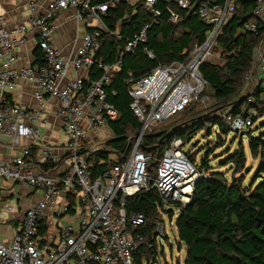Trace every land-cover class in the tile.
Segmentation results:
<instances>
[{"label":"built area","instance_id":"2783aa9c","mask_svg":"<svg viewBox=\"0 0 264 264\" xmlns=\"http://www.w3.org/2000/svg\"><path fill=\"white\" fill-rule=\"evenodd\" d=\"M25 3L23 17L0 14V234L5 236L6 228L11 235L9 241L0 239V264H169L164 252L159 253L162 241H169L164 213L176 227L197 181L211 179V172L183 152V139L173 138L160 157L146 153L144 141L165 122L209 101L200 68L208 57L222 52L219 39L234 18L236 0ZM120 3L145 19L118 48L114 61L106 63L102 36L121 41L122 21L112 31L105 18ZM256 3L244 25L254 34L260 25L264 28V0ZM193 12L209 28L205 43L187 52L185 61L159 63L138 78L129 73L130 108L141 130L122 160L94 178L92 156L115 138L111 125L119 113L108 101L107 87L122 70L125 55L141 50L156 61L148 46L150 30L164 20L178 26ZM69 22L76 24L73 38L59 48L57 33ZM30 41L34 61L23 53ZM244 84L252 92L261 86L264 95V34ZM25 86L34 106L15 98ZM249 101L254 102V96ZM256 115L252 109L247 116L226 112L222 118L231 131L243 134ZM42 128L47 130L44 137ZM110 158H117L115 152ZM151 161L158 163L154 174L148 170ZM150 190L161 200L154 226L144 213L128 211L130 199ZM140 228L150 229L151 241H146V231L135 232Z\"/></svg>","mask_w":264,"mask_h":264},{"label":"trees","instance_id":"16d2710c","mask_svg":"<svg viewBox=\"0 0 264 264\" xmlns=\"http://www.w3.org/2000/svg\"><path fill=\"white\" fill-rule=\"evenodd\" d=\"M96 1L108 3L112 0ZM256 4V0H236L234 18L219 39V47L226 53L225 63L219 65L206 62L200 68L207 83L205 95H208L209 89L212 94L208 90V96L216 100L212 113L228 105L232 116H247L253 109L257 113L253 118L254 123L256 117L264 116L262 88L259 86L253 92L246 89V97L241 94H244V77L253 67L254 52L264 34L261 25L258 27V34L244 30L245 23L252 18ZM109 16L105 21L112 31H116L117 22L122 21V40H116L114 36H102L101 56L106 63L114 61L118 48L140 29L141 21L145 19L140 12L134 16L132 9L124 3L112 8ZM208 31L209 28L195 12L178 26H171L164 20L149 32L148 46L155 53L156 61L150 60L141 50L125 55L122 70L112 77L107 87L108 101L119 113L118 120L111 125L115 138L106 143L104 151L92 156L90 162L94 178L108 171L116 160H122L129 150L132 138L141 130V125L130 108L132 98L129 85L126 84L129 73L138 78L159 63L170 65L185 61L187 52L195 45L205 43ZM36 57L40 58L38 51ZM94 75L92 79L96 77ZM250 96H254L252 103L249 101ZM197 106L175 116L185 113L190 115L177 124L167 128L162 127L163 125L157 127L154 134L144 141V151L160 157L173 138L183 139L187 143L197 130L204 127L210 134L213 125L218 126L219 138L231 133L230 126L222 117V120L215 117L208 125L202 124L207 116H200V112L195 110ZM248 147L253 157L261 158L257 176L250 185L245 186L243 178L230 181L223 173L211 171V179L198 183L192 202L182 207L176 220V230L179 249L183 245L186 248L184 264H264V136H252ZM112 152H115L116 159L110 158ZM210 155L211 152L208 151L202 159L204 170H210ZM190 158L195 161L194 156ZM245 163L246 152L243 147L230 154L226 161V165H234L235 173L243 170ZM157 166L156 161H151L148 170L154 174ZM160 205L161 200L155 190L144 191L129 200L128 211L144 213L150 220L149 225L154 226L160 219ZM149 230L140 228L135 232L144 234L146 231V241H151ZM178 264H181L180 260Z\"/></svg>","mask_w":264,"mask_h":264},{"label":"rangeland","instance_id":"374dc122","mask_svg":"<svg viewBox=\"0 0 264 264\" xmlns=\"http://www.w3.org/2000/svg\"><path fill=\"white\" fill-rule=\"evenodd\" d=\"M82 32V31H81ZM59 34V33H57ZM225 52H221L218 55L210 56L207 59V62L212 64H219L222 65L225 63ZM247 89L246 84H244L243 91L244 94H241L246 97L245 90ZM209 90V89H208ZM207 90V94L210 95L212 92ZM242 92V91H241ZM211 97V96H210ZM236 101V100H235ZM231 101V103L235 102ZM216 103L215 98H210V100L205 104L198 105L195 110L196 112H200V116L203 114L204 116H207L206 119H203L202 124L208 125L210 123V120L214 119L215 117H219V119L223 116L224 113L229 112V105L227 107H224L223 109H219L216 112L212 113L214 108H212ZM202 115V116H203ZM189 114H182L181 116L174 117L171 120L165 122L162 127L167 128L172 125H175L178 123V121H182L186 118H188ZM216 119V118H215ZM222 120V118H221ZM210 134L206 130V127L202 128L201 130H197L196 133L193 135V138L189 140L185 146L183 147V152L187 155H191L195 157V165L197 167H201L202 165V159L205 156L206 152H211V155L209 156V165H210V172H221L224 174L226 178H228L230 181H232L234 178H243L245 186L250 185L253 180L256 178L259 165L261 162V158L253 157L249 150V140L252 136L257 137L259 135L264 136V116L262 117H256L254 125L250 128L249 131L242 133H235L231 131V133L227 135H222V137L219 138V129L218 126H212L211 127ZM47 130L45 128L41 129V136L44 137ZM223 134V133H222ZM110 140H113L114 138H109ZM103 147H106V144H102ZM240 147H243L244 151L246 152V163L245 168L238 173H235L234 171V165L233 164H227L226 161L227 158L230 156V154H233L236 150H238ZM177 217H175L176 219ZM166 225V231L167 235L169 237V241H162V244L164 246V249L159 247V253L162 254L164 252V255L167 256L168 263L177 264V262L180 260L181 264H184L185 256H186V248L183 245L181 250L179 249V241L177 237V230L174 226V220L173 225L170 224L168 216L166 213H164L163 217ZM3 232L6 233L4 236L3 234H0V239L4 241H9L11 235L6 228H2ZM5 230V231H4ZM171 245V246H170Z\"/></svg>","mask_w":264,"mask_h":264},{"label":"crops","instance_id":"0c3cea01","mask_svg":"<svg viewBox=\"0 0 264 264\" xmlns=\"http://www.w3.org/2000/svg\"><path fill=\"white\" fill-rule=\"evenodd\" d=\"M26 0H0V14H8L13 18H20L26 15ZM64 20L68 17V14H64ZM76 24L69 22L61 30L58 31L59 34L56 36V44L62 48L69 40L73 38L72 29ZM34 47L31 41L27 44L23 53L27 56V60L34 61ZM15 98L17 102L22 103L27 106H34L35 102L32 99L29 87L25 86L19 88L16 91Z\"/></svg>","mask_w":264,"mask_h":264},{"label":"water","instance_id":"95a60500","mask_svg":"<svg viewBox=\"0 0 264 264\" xmlns=\"http://www.w3.org/2000/svg\"><path fill=\"white\" fill-rule=\"evenodd\" d=\"M231 21H232V20H231ZM231 21H230V22H231ZM227 26H228V25H227ZM227 26H226V27H227ZM201 182H202V181H201V180H199V181H197V183H196V184H198V183H201Z\"/></svg>","mask_w":264,"mask_h":264}]
</instances>
